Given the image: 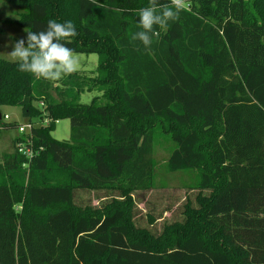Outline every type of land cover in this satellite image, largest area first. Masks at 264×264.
Returning <instances> with one entry per match:
<instances>
[{"label": "trees", "instance_id": "trees-1", "mask_svg": "<svg viewBox=\"0 0 264 264\" xmlns=\"http://www.w3.org/2000/svg\"><path fill=\"white\" fill-rule=\"evenodd\" d=\"M7 1L25 30L71 20L66 46L98 64L49 81L0 57V107L40 124L0 154V264H264V0H185L149 49L131 42L149 0ZM157 132L174 144L169 171L197 172L198 192L155 235L133 196L152 188ZM78 192L112 199L81 206Z\"/></svg>", "mask_w": 264, "mask_h": 264}, {"label": "rangeland", "instance_id": "rangeland-1", "mask_svg": "<svg viewBox=\"0 0 264 264\" xmlns=\"http://www.w3.org/2000/svg\"><path fill=\"white\" fill-rule=\"evenodd\" d=\"M21 7L13 5L7 0H0V57L16 62L9 55L12 45L20 38H26L25 29L12 23L16 19ZM79 65L76 72L91 73L95 71L98 64L96 54H76ZM97 93L86 92L81 96L82 104H89ZM3 122L0 124V154L12 152L13 140L20 137L17 130H3V123L26 124L27 120L22 116L18 107H0ZM4 115L9 116L6 121ZM57 141H69L71 137V124L69 120H59L51 133ZM174 147V144L161 133L154 135L152 159L154 162V178L151 190L145 193H134V220L138 227L148 228L153 234L158 235L166 225L184 221L183 211L186 200H192L196 206V190L190 187L197 182V172L180 171L171 172L167 167V160ZM1 161V160H0ZM112 198L102 193L78 192L75 196V203L81 206L101 207ZM153 218L154 223L150 225L149 219Z\"/></svg>", "mask_w": 264, "mask_h": 264}, {"label": "clouds", "instance_id": "clouds-1", "mask_svg": "<svg viewBox=\"0 0 264 264\" xmlns=\"http://www.w3.org/2000/svg\"><path fill=\"white\" fill-rule=\"evenodd\" d=\"M97 4V0H90ZM98 7L102 5L97 4ZM185 0H169L161 4L159 0H149L148 6L138 10V31L131 35V42L139 41L146 49L159 38V29H165L169 22L179 19L184 10ZM26 38H20L12 45L9 55L18 63L19 71L31 73L38 79L55 81L78 70L79 60L74 50L64 41L77 35L75 24L49 20L46 30H25Z\"/></svg>", "mask_w": 264, "mask_h": 264}, {"label": "built area", "instance_id": "built-area-1", "mask_svg": "<svg viewBox=\"0 0 264 264\" xmlns=\"http://www.w3.org/2000/svg\"><path fill=\"white\" fill-rule=\"evenodd\" d=\"M6 121H9V116L8 115H4L3 117ZM44 124H46V122H44ZM40 125V124H39ZM38 124L37 125H34V124H31V123H26V124H19L18 127H17V131H18V134L20 136H25V139H26V143H31V134H32V130L35 126H39ZM26 143H18L17 144V148L19 150V153L23 154L24 156H26L27 158H32L34 155H33V151L32 149L26 147Z\"/></svg>", "mask_w": 264, "mask_h": 264}, {"label": "water", "instance_id": "water-1", "mask_svg": "<svg viewBox=\"0 0 264 264\" xmlns=\"http://www.w3.org/2000/svg\"><path fill=\"white\" fill-rule=\"evenodd\" d=\"M2 119L1 113H0V120Z\"/></svg>", "mask_w": 264, "mask_h": 264}]
</instances>
